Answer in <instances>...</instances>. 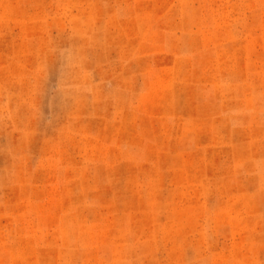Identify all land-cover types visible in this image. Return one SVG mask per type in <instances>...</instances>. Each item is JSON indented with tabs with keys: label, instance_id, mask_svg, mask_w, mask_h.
I'll return each instance as SVG.
<instances>
[{
	"label": "rangeland",
	"instance_id": "obj_1",
	"mask_svg": "<svg viewBox=\"0 0 264 264\" xmlns=\"http://www.w3.org/2000/svg\"><path fill=\"white\" fill-rule=\"evenodd\" d=\"M0 264H264V0H0Z\"/></svg>",
	"mask_w": 264,
	"mask_h": 264
}]
</instances>
